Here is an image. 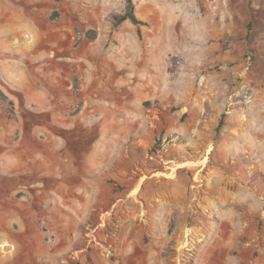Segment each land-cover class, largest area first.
I'll use <instances>...</instances> for the list:
<instances>
[{"label":"rangeland","instance_id":"374dc122","mask_svg":"<svg viewBox=\"0 0 264 264\" xmlns=\"http://www.w3.org/2000/svg\"><path fill=\"white\" fill-rule=\"evenodd\" d=\"M133 2L141 34L116 26L126 0H0V264H49L19 222L61 240L21 204L50 194L72 205L71 255L88 246L96 264L166 235L162 264H195L206 214L239 217L251 194L264 242V0ZM95 165L125 199L111 214L115 199L82 214ZM175 197L167 232L150 211Z\"/></svg>","mask_w":264,"mask_h":264},{"label":"crops","instance_id":"0c3cea01","mask_svg":"<svg viewBox=\"0 0 264 264\" xmlns=\"http://www.w3.org/2000/svg\"><path fill=\"white\" fill-rule=\"evenodd\" d=\"M12 150L21 151L24 149L23 144H16L11 146ZM1 151V149H0ZM6 151V150H2ZM4 155L0 154V161H3ZM7 158V157H6ZM94 170V171H93ZM92 174L96 179H90L88 181V190L86 192V200L84 203V215H89L93 210L101 209L104 211V205L112 199L115 202L112 203V207L108 208L105 213L111 214L115 211L120 201H124L123 194L113 193L109 191L108 186L103 187V182L97 173L99 172L98 166L95 165L92 168ZM36 183L46 184L45 177H40ZM141 182H138L133 188H130L124 195L128 199L141 200L143 198V189L140 186ZM106 190L104 194L103 190ZM108 191V192H107ZM62 200V209L58 205L59 200L55 195H47L44 203L42 199L37 200V205H28L22 201V207L31 208L32 219H40L46 224V227L51 231H62V239L55 241L53 236L47 238L45 232L42 234L41 225L37 222H24V219L20 218L19 224L21 228L25 227L24 224H28L31 231L37 230L39 235L36 240L29 242L26 240V245L32 250H36L38 253H45L51 258L49 264H71L72 260H76L79 264H96L97 257L86 256L88 250L87 247H81L76 250V255H71L72 242L65 235V232L70 230V214L72 205L69 202V198L64 195H57ZM171 199V198H170ZM181 200L180 197L171 199L173 202L169 207H165L166 214L159 215L161 210L160 203L156 204V208L151 209L150 212H154V216L158 219L159 223L165 226V230L169 229L170 216L177 213V208L181 207V202L177 204V200ZM147 207L148 201L144 199ZM239 205L242 209L239 211V217H235L231 213H218L215 215L210 214L205 216L203 220V228L206 234L201 239V243L198 245V251L195 254V264H264V242L261 241L260 234L257 233L258 221L261 217L260 210L255 206V200L257 202L258 197L256 195H249L247 197H241ZM58 202V203H57ZM259 203V202H258ZM165 206V205H163ZM112 209V210H111ZM57 210V211H56ZM62 210V211H60ZM38 211V213H37ZM60 211V212H59ZM56 213L61 214V218L56 219ZM216 214V213H215ZM217 220V221H216ZM56 224L58 226L56 227ZM67 237V239H65ZM169 238L167 235L165 238L160 239L159 243L149 244L144 247L143 256L136 259L134 249L129 251V255H133V259L129 261V264H162V253L169 246ZM264 241V240H263ZM74 264V263H72Z\"/></svg>","mask_w":264,"mask_h":264},{"label":"trees","instance_id":"16d2710c","mask_svg":"<svg viewBox=\"0 0 264 264\" xmlns=\"http://www.w3.org/2000/svg\"><path fill=\"white\" fill-rule=\"evenodd\" d=\"M116 26H119L123 22L129 20L131 21L135 26L138 27V33L141 34L140 26L145 25L144 21H141L138 19L136 13H135V4L133 0H126V10L124 14L116 18ZM222 122L220 123V126L222 125Z\"/></svg>","mask_w":264,"mask_h":264}]
</instances>
